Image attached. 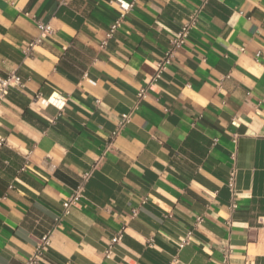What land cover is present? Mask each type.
<instances>
[{"label": "crops", "instance_id": "obj_1", "mask_svg": "<svg viewBox=\"0 0 264 264\" xmlns=\"http://www.w3.org/2000/svg\"><path fill=\"white\" fill-rule=\"evenodd\" d=\"M124 1L0 0V264H264V0Z\"/></svg>", "mask_w": 264, "mask_h": 264}, {"label": "built area", "instance_id": "obj_2", "mask_svg": "<svg viewBox=\"0 0 264 264\" xmlns=\"http://www.w3.org/2000/svg\"><path fill=\"white\" fill-rule=\"evenodd\" d=\"M120 9L121 13L120 16L115 19L108 27L107 31L104 34V38L101 40V47H104L107 43V41L113 36L117 28L119 27L123 17L125 16L128 9L132 6V3L125 2L124 0H116ZM195 23V14L190 17V20L183 23L180 28L176 31L175 36L170 40V46L168 50L165 52L164 56L158 61L157 63V69L154 74V77H158L160 73L166 68V66L170 63L171 59L175 55L177 49H179L186 41L190 29ZM36 27L38 29V35L34 37L31 41H29L26 46L23 48V52L26 55H31L34 51V48L39 45L43 39L50 36L53 33V28L49 23L42 22L40 20H36ZM24 86V83L21 79V77L15 73V72H9L6 75H0V104L5 100V96L8 90L10 89H17L21 90ZM146 88H141L138 91V96L143 97L145 94ZM36 98L39 99V95H36ZM47 102L57 104L59 106L63 105L62 98L58 95L52 94L46 99ZM127 120L126 117L122 118V120L119 122L118 129L112 133V135H115L119 127H121L124 122ZM4 143V139L0 138V145ZM88 173H84L80 179V181L77 183L75 188L73 189L72 193L68 197V199L63 202L64 207V213H67L69 208L77 203L80 198L83 196L85 185L88 179ZM235 178H236V168L233 166L229 172L228 177V188L233 192L235 187ZM235 204L232 203V207H234ZM135 210L133 211V215L135 214ZM122 237V232H118L112 239L113 242H117ZM51 243V234L49 232L43 234L40 237L39 243L36 246L35 253L33 257L30 259L31 261H35L38 259V257L42 254V250L44 247L49 246ZM110 253V249L107 250V254Z\"/></svg>", "mask_w": 264, "mask_h": 264}]
</instances>
